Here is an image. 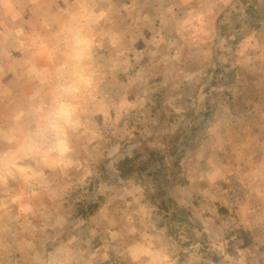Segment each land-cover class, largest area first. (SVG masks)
<instances>
[{
    "label": "rangeland",
    "instance_id": "374dc122",
    "mask_svg": "<svg viewBox=\"0 0 264 264\" xmlns=\"http://www.w3.org/2000/svg\"><path fill=\"white\" fill-rule=\"evenodd\" d=\"M0 264H264V0H0Z\"/></svg>",
    "mask_w": 264,
    "mask_h": 264
},
{
    "label": "trees",
    "instance_id": "16d2710c",
    "mask_svg": "<svg viewBox=\"0 0 264 264\" xmlns=\"http://www.w3.org/2000/svg\"><path fill=\"white\" fill-rule=\"evenodd\" d=\"M117 169L120 173V177L123 179H127L132 176L136 171V166L134 164L133 158L126 156L125 158L120 160L117 164ZM145 169V167L142 168V170ZM163 203H165L164 200Z\"/></svg>",
    "mask_w": 264,
    "mask_h": 264
},
{
    "label": "crops",
    "instance_id": "0c3cea01",
    "mask_svg": "<svg viewBox=\"0 0 264 264\" xmlns=\"http://www.w3.org/2000/svg\"><path fill=\"white\" fill-rule=\"evenodd\" d=\"M201 155V154H200Z\"/></svg>",
    "mask_w": 264,
    "mask_h": 264
}]
</instances>
